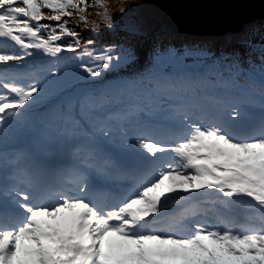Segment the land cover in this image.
<instances>
[{
  "label": "snow or ice",
  "instance_id": "6c2138e0",
  "mask_svg": "<svg viewBox=\"0 0 264 264\" xmlns=\"http://www.w3.org/2000/svg\"><path fill=\"white\" fill-rule=\"evenodd\" d=\"M127 12L0 0V264H264V45L137 71Z\"/></svg>",
  "mask_w": 264,
  "mask_h": 264
},
{
  "label": "water",
  "instance_id": "95a60500",
  "mask_svg": "<svg viewBox=\"0 0 264 264\" xmlns=\"http://www.w3.org/2000/svg\"><path fill=\"white\" fill-rule=\"evenodd\" d=\"M156 6L177 29L194 35L236 33L264 18V0H142Z\"/></svg>",
  "mask_w": 264,
  "mask_h": 264
},
{
  "label": "rangeland",
  "instance_id": "374dc122",
  "mask_svg": "<svg viewBox=\"0 0 264 264\" xmlns=\"http://www.w3.org/2000/svg\"><path fill=\"white\" fill-rule=\"evenodd\" d=\"M123 1H125L126 3L128 2V0H123ZM133 5L135 6V11L139 17H142L146 14L152 16L150 24L149 25H148V23L146 24V26L148 25L147 27H149V29L145 30V32L146 31L149 32L153 27L152 31L149 33V36H148V39L150 38L149 42L145 46L146 48H148V50H150V52L157 45L161 46L162 49H166L169 46H172L175 48L176 45H174V44H178V46L180 47L178 49L182 50L184 45L188 44V43L204 44L207 47H209L213 52H214V49H218L217 53H219V51H221V50H226L223 47H216L215 42H213L215 40H213V39H211L213 41H204L205 38L204 39L200 38L201 35L181 33L180 31L177 30L176 26L169 19V17L167 15L166 16L168 17V20L173 24L174 28H172L171 26H168V25L155 24L158 20L162 19L165 16L164 12L159 10L156 6L146 4L142 0H137ZM140 6H143V7H140ZM142 10H144V11H142ZM155 13H158V14L155 15ZM125 18H127V17H123L122 19H125ZM251 26H256L260 29L258 34L250 37L251 43L253 45L257 46L255 48V50H250V49L245 48L242 45H240L237 38L241 34L237 35L238 33H230V34H228L226 40H223V41H226L228 43H233L232 48L229 49L228 51H231L233 48H239L240 51H242L244 53H248L249 51H251L253 56L254 55H260L261 48L259 46L264 45V18L255 20L252 23H249V25L247 24L246 30L249 29ZM243 33H244V31H243ZM142 36H144V34H142ZM194 36L196 38H194ZM207 36H209V35H207ZM104 41H109V40L105 39ZM63 55L72 56L75 54L65 52V53H63ZM179 56L180 55H178V54H176V55H165L164 57H162V60L165 63H169L170 60L172 62L177 61L179 59ZM49 59H51V58H49ZM145 67L146 66L141 67V68H137L136 70L142 71ZM172 71H173V69L169 70L168 72H172Z\"/></svg>",
  "mask_w": 264,
  "mask_h": 264
},
{
  "label": "trees",
  "instance_id": "16d2710c",
  "mask_svg": "<svg viewBox=\"0 0 264 264\" xmlns=\"http://www.w3.org/2000/svg\"><path fill=\"white\" fill-rule=\"evenodd\" d=\"M137 1V0H136ZM135 0H128L127 2V5H128V12L127 14L124 16V17H127L125 19H121L119 20L118 22V25H117V28H116V31L115 32H112V33H109L107 31H105L101 37V39L104 41L105 39L106 40H109V41H104L105 43H112V42H123L125 41V39L129 40L132 44H134L138 51L140 52L141 54V63L140 65L137 66V68H141V67H144L146 66L145 62H144V57L150 52V50H148V48H146V44L149 42V39H148V36H149V33L152 31V29L149 31V32H145V30L149 29V27H147L150 22H151V18L152 16L151 15H144L142 17H139L138 14L136 13L135 11V6L133 5L135 2ZM94 2V0H88V3L91 5L92 3ZM107 2L112 5V6H115L117 3H120V2H125L123 0H107ZM126 3V2H125ZM138 6V5H137ZM139 7V6H138ZM140 7H143V6H140ZM99 11V9H95V8H89L88 10V13H86V15L88 16V20L90 22L92 21H98L100 19V17H98L96 15V12ZM144 11V10H142ZM158 13H155V15H157ZM138 17V18H137ZM127 21H132L134 23H136L139 28H140V33L135 35V36H129L128 33L124 32L122 29H121V24L124 23V22H127ZM55 23V22H53ZM79 23V22H77ZM148 23V25L146 26V24ZM155 24H163V25H168V26H171L172 28H174L173 24L168 20V17L165 15L162 19L158 20ZM154 24V25H155ZM153 25V26H154ZM101 28H103V25H101ZM247 28V27H246ZM246 28H244V33L246 30ZM78 31L81 32L82 36H84L85 38H88L90 33L89 31L85 28V26L83 24H80V27L78 29H76ZM243 31H240L237 35H240L243 33ZM142 34H144V36H142ZM228 34L230 33H227L226 35H223V36H207V35H201L200 38H205L204 41H213L215 42L216 44V47H223L225 48L227 51L229 49L232 48V44L233 43H228L226 41H223V40H226ZM194 38H196L194 36ZM213 39V40H211ZM229 39V38H228ZM176 45V49L180 48L178 46V44H174ZM218 49H214V52H217ZM242 54H245L242 56V59L243 60H247V53H244L241 51ZM182 54V52H181ZM262 52L260 53V55H254L251 53V59L256 63V64H260V56H261ZM180 55V54H178ZM163 62V60H162ZM172 62L171 60L169 61V63ZM186 62L188 63H191V58H189ZM9 63H16V62H9ZM165 63V62H163ZM245 67H247V65L245 64L244 65ZM172 68H169L167 71L171 70Z\"/></svg>",
  "mask_w": 264,
  "mask_h": 264
}]
</instances>
